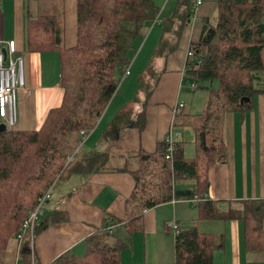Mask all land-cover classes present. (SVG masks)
Instances as JSON below:
<instances>
[{"label": "trees", "instance_id": "obj_1", "mask_svg": "<svg viewBox=\"0 0 264 264\" xmlns=\"http://www.w3.org/2000/svg\"><path fill=\"white\" fill-rule=\"evenodd\" d=\"M186 2L180 0L174 14L161 21L165 33L162 41L167 40L166 33L175 31L176 36L175 41H169L166 55L177 47L189 18V10H183ZM158 14L155 0H78L77 42L71 47L65 46L56 14L31 19L29 48L60 53L64 97L59 106L50 109L40 128L0 131V264L4 263L9 241L17 237L39 197L71 164L67 158L79 146L81 131L94 128L117 91L132 60L134 39L143 35L145 24ZM190 48L193 54L186 59L185 76L196 87L203 86L201 82L211 83L203 86L208 90L203 111H176V120L194 130L196 154L185 155L184 140L173 142L170 158L168 141L160 142L155 151H139V167L131 170L136 185L126 200L124 226L131 234L143 228L145 208L173 197L192 198L197 193L203 217L243 218L248 247L260 249L264 245L259 224L264 219V202H244L242 207L221 210L205 191L209 168L226 160L227 114L249 106L255 94L264 92V0H218L217 15L205 20L200 39L192 41ZM153 89L154 85L146 95ZM244 97L249 101L242 103ZM123 113H118L116 121ZM82 156L73 170L99 169L108 160L103 152ZM182 177L196 179L197 189H178L176 180ZM61 218L59 215L54 220ZM48 221L41 217L35 232L45 228ZM21 244L23 261L38 264L35 254L25 249L30 240ZM126 246V241L106 228L89 239L84 254L66 251L50 264H125L120 253ZM222 246V237L217 242L212 233L196 227L180 230L176 233V263L213 264V251Z\"/></svg>", "mask_w": 264, "mask_h": 264}, {"label": "crops", "instance_id": "obj_2", "mask_svg": "<svg viewBox=\"0 0 264 264\" xmlns=\"http://www.w3.org/2000/svg\"><path fill=\"white\" fill-rule=\"evenodd\" d=\"M162 1L158 17L145 24L150 28L144 44L150 40L151 47H155L165 34L161 21L171 17L180 2L174 0L168 4V14L163 16L167 4L166 0ZM77 5L78 0H0V38L3 40L0 47L4 48L6 41L14 39L17 54L24 59L25 84L18 90L16 129L40 128L50 109L59 106L64 97L60 53L29 48L31 19L39 14H56L60 17L65 46L71 47L77 42ZM184 9L189 10V18L177 47L164 55V65L157 74L151 95L138 94L137 77L142 74L150 52L149 49L140 55L142 46L132 57L128 66L130 73L123 75L96 125L87 131L85 147L84 150L81 148L79 156L103 152L108 154L107 162L99 169L74 170L71 175L75 183L61 189L56 201L52 187L42 215L50 222L36 232L33 243L25 248L35 254L38 264H50L66 251L84 254L89 239L106 228L127 242L120 253L123 263L177 264L176 233L167 226L170 221L176 222L179 231L196 227L201 232L214 234L217 242L222 237L223 246L213 251V264H264V245L261 244L260 249L248 247L243 218H205L191 198L173 197L148 208L144 212L143 228L131 234L124 226L128 216L126 200L136 185L131 170L139 167V151H155L160 142L168 140L174 127L179 132L174 140L185 141V155L193 157L196 154L194 130L176 120L174 108L183 102L182 109H186V102L180 95L184 79H187L186 59L190 44L200 39L205 20H212L217 15L218 0H202L198 5L196 0H187ZM166 36H170V40L174 37L172 33H166ZM129 101L133 104L130 115L116 121L118 113ZM248 104L227 114L224 133L226 160L209 168L205 195L215 200L221 210L242 207L244 202H264V92L255 94ZM203 105L196 106L202 109ZM176 187L195 190L197 181L190 177L178 178ZM59 215L63 218L54 220ZM259 224L264 236V219L261 218ZM22 246L17 238H12L3 264H27L22 258Z\"/></svg>", "mask_w": 264, "mask_h": 264}, {"label": "built area", "instance_id": "obj_3", "mask_svg": "<svg viewBox=\"0 0 264 264\" xmlns=\"http://www.w3.org/2000/svg\"><path fill=\"white\" fill-rule=\"evenodd\" d=\"M202 0H196V5L201 4ZM3 43V40L0 38V44ZM6 46L4 48L0 47V118L7 125L8 129H13L16 127L19 118V101H18V90L24 86L25 84V76H24V59L21 55L17 54V45L14 39L6 41ZM6 50V54H4L3 50ZM193 54L192 49H189L188 56ZM130 73L129 67L124 70V75ZM190 86L192 88L196 87L195 82H190ZM184 106L183 102H179L175 106V112L181 109ZM87 131H81V142L77 147L74 154L69 155L67 158V162L70 163L74 160L81 148L83 147V143L86 138ZM179 135L178 130H171L168 142L169 153L167 157H171L172 145L174 140V136ZM52 187L49 188L43 195H41L38 199L37 205L35 208L31 210L28 217L24 220L23 225L21 226L17 239L21 242L24 239H29L31 244L33 243L34 237L36 235V228L39 223L40 218L44 213V205L51 197ZM199 195L195 193L191 198V201L194 205H197L199 202ZM148 208L144 209V212L147 211ZM169 228H173L175 233L177 230V225L175 221H170L167 223ZM34 264V262L32 263Z\"/></svg>", "mask_w": 264, "mask_h": 264}, {"label": "rangeland", "instance_id": "obj_4", "mask_svg": "<svg viewBox=\"0 0 264 264\" xmlns=\"http://www.w3.org/2000/svg\"><path fill=\"white\" fill-rule=\"evenodd\" d=\"M155 1L157 3L156 5L158 7L159 6L161 8L163 7V5H162L163 1L162 0H155ZM173 1L174 0H168V1L166 0L165 1V4H167V7L164 9L163 16H166L168 14L167 13V10H169L168 4H171ZM152 25L153 24H151V26ZM149 28H150L149 26L145 25L143 35L136 38L135 43L133 44L131 51H130V55H131V57H133L134 55H136V51L140 50L142 48V46H144V47H143L142 51L140 52L141 53L140 55L145 54L147 51L149 52V49H150V52H149L148 57L146 59L147 60L146 66L144 67L143 71L141 72L142 74L138 75V77H137V78H139L138 79L139 80V83H138L139 93L138 94L140 95V92H141L142 93L141 96H145L148 89L151 88L156 83L155 80H156L157 74H160V71L164 65V64H162V62L164 60V55H165L167 45H168L169 41L172 42V41H175V39H176L175 31H173L172 34L174 35V37L171 40L168 38L170 36H168V37L166 36L165 39H167V40L162 41L163 36L161 35V38L157 42L156 46L151 47L150 40L147 41L146 44H144V40L146 38L145 35L148 33ZM143 36H145V37L143 38ZM138 43H141L140 44L141 46L137 45ZM157 49H158V53H157ZM159 63H161L162 65L159 66ZM124 76H126V75H124ZM209 84H211V83L201 82V85H203V86L209 85ZM183 85H184V87H183V90H182V93L180 96L182 98L181 100L186 102V109L185 110H189L192 112V111H197V110L201 111L203 108H205L207 105L208 90L203 86H200V87L197 86V87L191 89L190 82H188V80L186 78L184 79ZM212 85L216 86L217 81H215ZM131 101H129L127 103V105L121 110L122 112H124L122 118H124L125 115H130L131 110L133 109V104ZM201 103H204V105H203L204 107H202V109H198V107L196 105H201ZM192 104H194V107H189ZM0 120H1V118H0ZM84 147H85V145H84ZM84 147L82 148V150H84ZM80 153H81V151H80ZM83 158H84V156H82V157L79 156V158L75 159L69 165L67 170L64 172L63 176L55 182V185L53 188L54 193H56L55 197H54V201H56L59 198L58 195H59V192L61 189H64L66 186L70 185L71 183L72 184L75 183V180H73L74 176L71 174L74 171L73 169L76 166L80 165ZM255 203H258V202H254V204ZM250 204L253 205L252 203H250ZM44 209H46L45 206H44Z\"/></svg>", "mask_w": 264, "mask_h": 264}, {"label": "water", "instance_id": "obj_5", "mask_svg": "<svg viewBox=\"0 0 264 264\" xmlns=\"http://www.w3.org/2000/svg\"><path fill=\"white\" fill-rule=\"evenodd\" d=\"M3 52H4V54H6V50L5 49L3 50ZM247 101H249V98L248 97H244L241 100L242 103H245ZM7 129H8L7 128V125L3 121H0V131H5Z\"/></svg>", "mask_w": 264, "mask_h": 264}]
</instances>
